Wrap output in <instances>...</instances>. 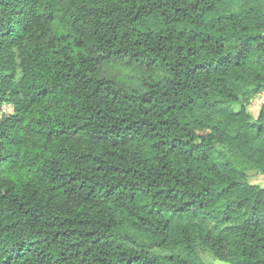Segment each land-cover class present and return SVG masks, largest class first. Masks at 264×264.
I'll return each instance as SVG.
<instances>
[{
	"label": "clouds",
	"instance_id": "9594fccd",
	"mask_svg": "<svg viewBox=\"0 0 264 264\" xmlns=\"http://www.w3.org/2000/svg\"><path fill=\"white\" fill-rule=\"evenodd\" d=\"M211 2L199 0L197 9L193 11L190 5L197 3V0H130L127 5L120 3V0H106L95 5L89 0H80L77 6L80 7L82 3L85 12L90 8L118 6L124 11L129 8L135 11L140 5L144 6L145 11L152 9V12L137 23L122 22V26L112 30L97 26L95 35L89 30L91 22L103 18L98 15L86 16L90 23L80 37L84 41V56L76 61L75 67L70 64L63 71L50 70L46 75L35 78L31 75L32 60L28 59L32 49L23 42L7 49L14 55L7 65L0 67V76L5 72L15 73L14 79L0 84V89L4 92L12 88L19 90V95L12 98L8 111L20 108L25 119L18 130L26 143H36L52 127L58 126L64 130L63 135L56 137L61 142V151L58 154L48 152L38 158L44 160V173L36 172L40 165L25 155L23 164L35 173L33 183L38 181V187L47 191L57 183L78 187L84 175H92L94 180H100L102 186L90 197L92 203L84 207V212L88 213V218L99 222L95 225L96 230L104 232L108 238V248L115 253V256L108 257L113 264L117 259L123 264L132 255H140L146 261L160 264L164 258L156 256V253L161 249L173 257L171 261L165 259V264H179L178 255L180 260H191L189 250L194 255V250L201 244L208 247L215 245L220 249L215 264H254L256 260H264V249L249 255L256 247V239H250L252 233L255 231L258 237H264V134L257 136L252 130L245 131L243 136V140L261 149L259 153L249 150L247 144L243 150L239 149L237 142L232 140L236 133L222 126H218L217 133L212 134L211 139L202 140L198 135L204 132L200 126L216 125L217 118L212 116L206 120V113L196 107L215 96L214 92L210 96L197 93V87L211 84L218 91L233 82V73L247 77L248 89L257 84L264 86V64L258 62V57L264 54V39H248L257 33L264 38V0H230L228 10L236 19L227 26L221 25L219 30L221 36H228L227 41L206 44L197 56L175 55L167 50L172 41L158 44L156 40L158 32L167 35V32H161V27L165 26L161 11L170 17L174 9L180 7L188 11L190 19H194L198 13L206 11ZM157 3L164 7L156 8ZM153 25L156 27L153 28ZM167 27L168 31H172L174 26ZM125 33L128 35L121 40ZM112 37L116 39L112 40ZM135 40H140L141 44L134 46ZM117 47L126 52L113 55ZM133 52L141 53L140 57L133 59ZM221 58H228L230 65L223 74L219 70L213 71L211 67L194 70L195 64H207L205 62L208 61L215 67L216 61ZM33 59H36L35 54ZM152 59L156 62L145 69L144 65ZM36 63H39V59ZM235 63H240V66L231 67ZM193 70L195 75L192 74ZM77 72L78 76L75 75ZM22 75L25 79L20 81ZM53 84L54 89L50 87ZM41 87H49L50 94L44 98L36 97L35 102H30L34 92ZM96 88L99 91L94 93L93 89ZM203 91L208 92L209 89L204 88ZM141 98L148 102L142 103ZM189 99L196 106L187 105ZM181 104L186 107L180 108ZM169 105L176 107L165 111ZM37 112L40 113L39 117H36ZM48 116L53 118L50 120ZM36 118L41 120L39 125ZM257 119H264L259 112L256 117H248L247 121ZM162 121L167 123H160ZM247 121L240 119L241 124ZM36 130L40 136L35 135ZM173 137L184 143L177 144L172 150L170 145L152 147L159 141H169ZM194 145L199 147L193 148ZM205 149L211 155L207 160H201V152ZM189 150L191 156L188 155ZM84 153L99 156L104 167H114L117 171L105 174L101 179L91 172V168L81 167L79 159ZM49 157H54L57 163L51 165ZM237 157L240 158V165L234 175L229 174L231 178H221L212 170L214 163ZM129 169L132 171H127ZM242 169L254 170L256 178L249 182L240 174ZM69 172L71 176L66 175ZM77 173L81 175L77 176ZM130 184H135L141 191L149 189L155 192L163 188L167 193L171 189V195L155 197L149 203L147 197L136 191L134 199L129 200L126 197L130 195L127 187ZM112 186L115 188L106 198L104 193ZM85 195L87 192L81 191L79 198L69 199L66 203L61 197V211L79 207ZM143 204L158 208L159 215H149L147 208L141 210ZM36 206L47 214L46 208L39 203ZM178 208L181 211H177ZM253 208L257 210L255 216ZM225 216L227 220L222 218ZM250 217L252 220H249ZM253 221H259L258 228L251 227ZM133 223L135 228L131 227ZM44 235L43 224L39 221H29L14 231L13 244L22 241L24 245L21 264H46L39 249L24 252L31 241L42 240ZM77 239L58 243L56 251L66 249ZM161 241L164 243L161 244ZM178 249L183 251L178 252ZM100 251V248L95 249L89 257L81 254L64 260H58L55 256L52 259L56 260V264H81V261L83 264H94V257ZM121 252L126 253L123 258L119 257ZM3 255V248L0 247V259ZM47 264H51V261Z\"/></svg>",
	"mask_w": 264,
	"mask_h": 264
},
{
	"label": "trees",
	"instance_id": "16d2710c",
	"mask_svg": "<svg viewBox=\"0 0 264 264\" xmlns=\"http://www.w3.org/2000/svg\"><path fill=\"white\" fill-rule=\"evenodd\" d=\"M89 2L95 5L105 3L106 0H89ZM78 3H80V0H0V67L7 65L14 55L8 52L7 49L21 42L28 44L32 49L28 59L32 60L31 75L35 78L46 75L50 70L63 71L70 64L75 67L76 61L84 56V41L80 37L83 35L85 27L90 23L85 18L86 16L98 15L103 18L91 22L92 27L89 30L92 35H95L97 26L105 30H112L122 26V22L127 24L137 23L142 17L148 16L152 12V9L145 11L143 5L136 7L135 11L131 8L124 11L118 6L117 8H90L85 12L82 3L80 7L77 6ZM120 3L127 5L130 0H120ZM198 3L199 0H197V3L190 5V8L195 11ZM155 7L163 8L164 6L157 3ZM229 7L230 0H212L207 5L206 11L198 13L194 19H190L188 11L180 7H176L170 17L165 15L164 11H161L160 16L164 17L165 25L161 27V32H167V35L164 36L158 32L156 36L157 43L172 41L167 49L169 52H173L175 55L197 56L204 50L206 44H220L221 41H227L228 36H221L219 30L221 25L227 26L236 19L235 15L228 10ZM185 21L187 23H184ZM167 26L174 27L172 31H168ZM155 27L156 25H153V28ZM127 35L125 33L120 39L123 40ZM111 39L115 40L116 37ZM248 39L260 40L264 38L257 33L248 37ZM140 44V40L133 41L134 46ZM122 52H126V50L117 47L112 54L119 55ZM33 54H35L36 59H33ZM140 55L141 53L133 52L132 58H139ZM40 57H43V59H40ZM37 59H39L38 64L36 63ZM155 62V59L149 60L144 65L145 69L150 68ZM258 62L264 64V54L258 57ZM205 63L207 64H195L194 70L211 67L213 71L219 70L223 74L227 72L230 66L228 58L217 60L215 67H212L211 61ZM239 66L240 63L231 65V67L237 68ZM194 70L193 75L196 74ZM105 71H111V69H105ZM75 75L78 76L79 73L77 72ZM14 77V72H5L3 76H0V84L11 81ZM24 79L25 76L22 75L20 81ZM217 82L223 83L222 81ZM248 83L247 77L243 74L233 73V82L218 91L211 84H203L197 87V93L203 92L204 96L215 93L211 101L206 100L198 106L194 105L193 100H187V105L199 107L206 113V120H209L212 116L217 118L216 125L203 124L200 126V130L204 131L198 133L202 140L211 139V135L217 133L218 126H222L229 132L236 133L232 140L237 142L239 149L243 150L247 144L249 150L254 153L261 152L259 147H253L248 141L243 140L245 131L254 130L257 136L264 134V119L247 121L248 117H254L248 110L249 106L264 94V86L257 84L254 88L248 89ZM50 87L54 89L55 85L53 84ZM204 88H208L209 91L204 92ZM98 91L99 88L93 89L94 93ZM0 93H2L0 94V102H2L0 103V128L3 129L0 130V247L3 248L4 253L3 258L0 259V264H21L23 260V253L21 252L24 247L23 242L18 241L13 244L12 237L15 230L29 221L42 223L45 235L42 240L31 241L24 252L31 253L34 249H39V252L43 254L41 258L45 260L46 264L48 261H51V264H56V260L52 259L53 256L58 260L69 259L81 254L84 257H89L97 248H100L101 251L99 255L94 257V264H113V260L108 259V257L110 255L115 256V253L110 252L108 248V238L104 232L96 230L95 225L99 222L88 218V213L84 212V207L92 203L90 197L93 196L97 188L102 186L100 180H94L92 175H84L78 187H66L64 183H57L54 188L47 191L38 187V181L33 183L35 173L23 164L25 155L27 154L31 160L37 161V164L40 165L36 172L44 173V160L38 158L48 152L58 154L61 151V142L56 137L63 135L64 130L58 126L52 127L43 136H40L39 131L36 130L35 135L40 136V139L34 144L26 143L25 137L18 130L25 119L20 108H12L11 112L8 111L11 107L12 98L19 95V90L12 88L10 91L4 92L0 89ZM257 93L260 95H257ZM49 94V87H41L38 92H34L30 102H35L36 97L44 98ZM141 102L147 103L148 101L141 98ZM175 107V105H169L165 111H171ZM179 107L185 108L186 105L181 104ZM237 108L239 109L238 112L236 111ZM258 112L260 117L264 118V101L259 105ZM45 114L47 115V112ZM39 115L40 113L37 112L36 117H39ZM52 118V116H48V119L51 120ZM240 119H245L247 122L241 124ZM36 123L39 125L41 120L36 118ZM160 123H167V121ZM183 143L184 141L173 137L169 141H159L157 145L152 147L157 148L160 144L170 145V150H172L176 148L177 144ZM113 147H115V144H113ZM196 147L199 146H193V148ZM188 155L191 156V150H189ZM210 155L211 153L205 149L201 152L200 159L207 160ZM49 162L51 165H55L57 160L54 157H49ZM79 163L81 167L91 168V172L100 176L101 179L105 174L117 171L114 167H104L100 157L93 156L90 153H84L80 157ZM91 165H95V167H91ZM239 165L240 158L237 157L236 159L214 163L212 170H215L217 176L228 179L231 178L230 173L235 174V169ZM251 173L256 174L252 169H242L240 174L248 179ZM66 175L71 176V172L66 173ZM79 175L81 173H77V176ZM72 179L75 180L76 177H72ZM127 187L130 195L126 198L129 200L134 199L136 191H140V195L147 197L149 203L155 197L171 195V189H168V192L165 193L166 190L163 188L153 192L149 189L141 191L135 184H130ZM114 188L115 186H112L105 191L106 198L111 196ZM81 191H86L87 195L84 196L80 206L71 211L67 209L61 211L60 198L63 197L66 203L69 199L79 198ZM37 203L47 209V214L37 208ZM144 208L148 209L149 215H159L160 210L155 206L149 208L148 204L141 205V210ZM177 211H181V209L178 208ZM252 213L255 216L257 210L253 208ZM222 218L224 220L228 219L226 216ZM140 219L142 220L143 217ZM249 220H252V218L250 217ZM124 227L129 226L124 225ZM131 227L135 228L136 225L133 223ZM251 227L258 228L259 221H253ZM37 230L40 229L37 228ZM147 231L145 230V232ZM192 231L194 232L195 229L193 228ZM74 238L79 239L68 244L66 249L56 251L55 246L58 243H64ZM125 238L129 237L125 236ZM250 239H256V247L249 252V255L264 249V237H258V233L254 231ZM163 243L164 241H161V244ZM181 251L183 250L178 249V252ZM194 251L195 254L193 255L192 250H189L188 255L191 256V260L188 261L180 260L178 255L179 264H214L205 260V257L210 256L217 260L220 249L215 245L208 247L206 244H201ZM125 255L126 253L121 252L119 257L123 258ZM156 256L164 258L160 260V264H165V259L167 261L173 259L172 256L167 255L164 249L157 252ZM133 262L135 264H153V261H146L140 255L130 256L123 261V264H133ZM81 264H83V261H81ZM116 264H120L119 259L116 260ZM254 264H264V260H256Z\"/></svg>",
	"mask_w": 264,
	"mask_h": 264
},
{
	"label": "rangeland",
	"instance_id": "374dc122",
	"mask_svg": "<svg viewBox=\"0 0 264 264\" xmlns=\"http://www.w3.org/2000/svg\"><path fill=\"white\" fill-rule=\"evenodd\" d=\"M264 101V94L257 99V101H255L254 103H252L250 106H249V112L254 116L256 117L257 116V112L259 110V105L261 104V102ZM256 178V174L255 173H251L249 174L248 176V180L251 182L252 180H254ZM205 260L207 261H210V262H213L215 264V261L213 258H211L210 256H206L205 257Z\"/></svg>",
	"mask_w": 264,
	"mask_h": 264
}]
</instances>
